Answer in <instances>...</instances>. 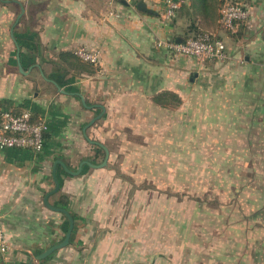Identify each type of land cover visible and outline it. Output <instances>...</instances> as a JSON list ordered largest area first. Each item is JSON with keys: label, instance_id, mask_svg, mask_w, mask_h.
Returning a JSON list of instances; mask_svg holds the SVG:
<instances>
[{"label": "crops", "instance_id": "obj_1", "mask_svg": "<svg viewBox=\"0 0 264 264\" xmlns=\"http://www.w3.org/2000/svg\"><path fill=\"white\" fill-rule=\"evenodd\" d=\"M138 1L0 0V110L28 108L44 125L41 151L0 149V223L8 241L0 264H27L63 239L67 218L44 201L57 160L63 163L55 167L59 187L47 202L66 208L74 227L67 245L34 264H179L172 248L150 254L138 241L147 233V214L141 213L146 200L131 203L129 194L144 186L113 165L124 155L121 147L143 144L149 134L173 139L184 122L192 130L222 116L228 125L264 126V0H238L249 14L239 35L226 32L229 56L215 62L173 53L158 42L198 30L219 35L221 7L236 0H178L171 18L161 0H143L154 12L139 10ZM79 47L98 49L100 64L76 56ZM94 116L85 136L83 127ZM86 137L107 147V164L83 163L80 173L70 174L64 166L75 171L81 161L100 163L105 156ZM257 188L255 208L242 218L243 241L207 251L204 264L212 258L264 264V183Z\"/></svg>", "mask_w": 264, "mask_h": 264}, {"label": "rangeland", "instance_id": "obj_2", "mask_svg": "<svg viewBox=\"0 0 264 264\" xmlns=\"http://www.w3.org/2000/svg\"><path fill=\"white\" fill-rule=\"evenodd\" d=\"M226 32L221 27L218 33L225 46ZM222 117L192 130L184 122L173 139L146 135L143 144L121 147L124 155L114 159L116 168L125 167L130 180L144 186L139 194L131 189L129 196L131 203L146 200L141 213L147 214V233L138 241L149 253L172 248L179 264H204L207 251L243 241L240 233L247 222L242 218L255 208L251 200L256 201L257 187L264 183V126L228 125ZM136 205L130 208L138 215ZM128 224L138 228L133 221Z\"/></svg>", "mask_w": 264, "mask_h": 264}, {"label": "built area", "instance_id": "obj_3", "mask_svg": "<svg viewBox=\"0 0 264 264\" xmlns=\"http://www.w3.org/2000/svg\"><path fill=\"white\" fill-rule=\"evenodd\" d=\"M119 1V0H110ZM165 18L174 16L180 6L178 0H161ZM109 14H115L110 9ZM249 10L246 5L238 0L227 1L220 10L218 22L221 27L231 32L238 30L240 21L247 18ZM161 45L173 53L193 56L210 61H223L228 58L226 46L222 38L215 32L201 30L193 36L182 38L181 41L163 40ZM74 54L93 65L100 64V51L98 49L76 48ZM44 125L42 120L34 119L32 112L26 108L21 111L13 109L0 110V149L26 148L34 152L41 151L44 147ZM8 241L0 223V253L6 252Z\"/></svg>", "mask_w": 264, "mask_h": 264}, {"label": "water", "instance_id": "obj_4", "mask_svg": "<svg viewBox=\"0 0 264 264\" xmlns=\"http://www.w3.org/2000/svg\"><path fill=\"white\" fill-rule=\"evenodd\" d=\"M119 1H121V2H123V3L126 2V0H119ZM137 8H138L139 10H143V11H147V12H154V10H153L152 8L147 7L146 3H145L143 0H139V1L137 2ZM23 12H24V7L21 5V11H20V14L18 15V17H19ZM10 34H11L12 40H13L14 43H15L16 48L19 49V45H18L17 40H16V38H15V36H14V34H13V29L10 30ZM181 39H182V38L179 37V38H176L175 41H181ZM16 60H17V65H18L19 71L22 72V73H25L26 71H24V69L22 68V65H21V63H20V57H19V55H18V51H17V58H16ZM98 117H99V116H94V117H92V118L88 121V123L83 127V133H84L85 136H86V132H85V130H86L87 126H89L91 123H93ZM86 138H87V137H86ZM87 140H88L89 142H91V143H93V144H96V145H98V146H100V147H102V148L104 149L105 156H104L103 160H102L100 163H91V162L88 161V160H83V161L80 162L78 169L75 170V171L70 170V169H68L66 166H64L65 171H67L68 173H70V174H78V173H80L83 163L89 164L90 166H92V167H97V168H99V167H103V166H105V165L107 164V159H108V154H109V151H108L107 147L104 146V145H103L102 143H100L99 141L91 140V139H89V138H87ZM57 163L63 164L60 160L55 161V163H54V165H53V173H52V176H53V182H54V187H53L48 193H46L44 201H45V204H46L48 207L52 208V209L55 210V211H59V212L63 213V214L66 216V218H67V222H68V226H67L66 232H65V234H64V236H63V239H62L60 242L55 243V244H53V245L47 247L46 249H44V250L41 251L40 253L35 254L34 256H31V257L28 259L27 264H34L35 262L39 261L40 259H43V258H45L46 256H48V255H49L50 253H52L55 249H58V248H61V247L65 246V245H67V244L69 243L70 235H71L72 230H73V227H74V218H73L72 214H71L66 208H63V207H54V206H51L50 204H48V202H47V197H48L50 194L56 192L57 189H58V187H59V181H58V178H57L56 173H55V167H56V164H57Z\"/></svg>", "mask_w": 264, "mask_h": 264}, {"label": "trees", "instance_id": "obj_5", "mask_svg": "<svg viewBox=\"0 0 264 264\" xmlns=\"http://www.w3.org/2000/svg\"><path fill=\"white\" fill-rule=\"evenodd\" d=\"M240 23V22H239ZM240 26V25H239ZM238 26V27H239ZM226 31H227V33H229V34H231L232 36H237V35H239V33H240V29L238 28V30L237 31H234V32H231L229 29H225ZM199 31H201V30H198V32ZM196 32V31H195ZM197 33V32H196ZM196 33H194L193 35H195ZM193 35H191V36H193ZM187 37H189V36H186V37H183V39L184 38H187ZM21 48V47H20ZM213 62H215V61H213ZM35 119V118H34ZM99 149H100V147H99ZM73 216V215H72ZM67 224H68V222H67Z\"/></svg>", "mask_w": 264, "mask_h": 264}]
</instances>
